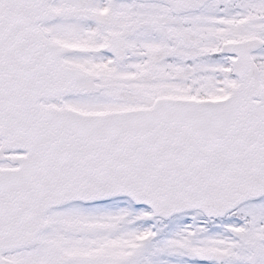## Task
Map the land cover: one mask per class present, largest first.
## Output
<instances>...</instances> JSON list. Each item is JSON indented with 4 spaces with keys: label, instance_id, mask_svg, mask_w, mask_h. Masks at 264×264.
<instances>
[{
    "label": "snow or ice",
    "instance_id": "snow-or-ice-1",
    "mask_svg": "<svg viewBox=\"0 0 264 264\" xmlns=\"http://www.w3.org/2000/svg\"><path fill=\"white\" fill-rule=\"evenodd\" d=\"M0 264H264V0H0Z\"/></svg>",
    "mask_w": 264,
    "mask_h": 264
}]
</instances>
